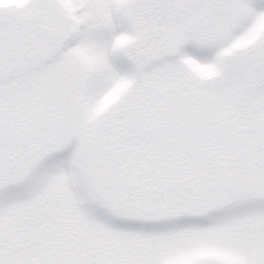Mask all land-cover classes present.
<instances>
[{"label":"snow or ice","instance_id":"snow-or-ice-1","mask_svg":"<svg viewBox=\"0 0 264 264\" xmlns=\"http://www.w3.org/2000/svg\"><path fill=\"white\" fill-rule=\"evenodd\" d=\"M0 264H264V0H0Z\"/></svg>","mask_w":264,"mask_h":264}]
</instances>
